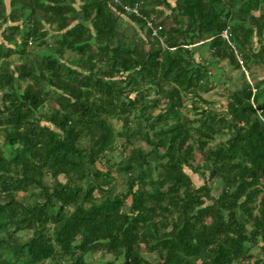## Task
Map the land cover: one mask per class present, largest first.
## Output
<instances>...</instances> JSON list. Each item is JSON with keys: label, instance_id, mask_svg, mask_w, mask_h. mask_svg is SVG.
<instances>
[{"label": "trees", "instance_id": "1", "mask_svg": "<svg viewBox=\"0 0 264 264\" xmlns=\"http://www.w3.org/2000/svg\"><path fill=\"white\" fill-rule=\"evenodd\" d=\"M118 1L0 0V264H264V0Z\"/></svg>", "mask_w": 264, "mask_h": 264}, {"label": "rangeland", "instance_id": "2", "mask_svg": "<svg viewBox=\"0 0 264 264\" xmlns=\"http://www.w3.org/2000/svg\"><path fill=\"white\" fill-rule=\"evenodd\" d=\"M139 2V0H138ZM143 4V2H141ZM151 18H155L152 17ZM159 19V18H158ZM161 19H164V25L163 28H166L169 24L170 21H167L168 19H165L164 17H161ZM147 31V29H145ZM141 35H143L141 33ZM227 35V34H226ZM152 38H154V36L151 35ZM160 43L163 44V42H161V38L159 39ZM136 44L139 45V39H136ZM141 47L145 50L149 49V45L147 43H144L141 45ZM208 55V52L204 51L201 52L200 54H197L195 57H198V59L202 58V57H206ZM75 54L71 53V52H66L65 53V57L69 58V59H73L75 58ZM13 59H15V62H19V57H12ZM18 64V63H17ZM52 65V61L51 59H47L45 62V66L46 67H51ZM221 66L223 67V71H224V76L226 78H231V82L227 83L225 81H222L220 86H215L210 92L208 93H202L201 97H203V99L212 102V107L217 110V111H223L226 105V97H225V91L228 88V86L231 87H238L240 86L241 83V78L239 77L240 71L239 70H235L231 67H229L228 61L225 60L223 62H221ZM255 75H257L259 78H263L264 77V71L263 69H261L260 67H253L251 70ZM212 73L214 72L211 71ZM246 78L248 79V75H246ZM222 85V86H221ZM1 100H2V94H0V104H1ZM49 112H51V108L49 106L48 103H45L44 106L40 109V113L43 115H48ZM181 113V112H180ZM189 114L191 115V117H193V112L189 111ZM153 115H159V111H154ZM179 115L176 116V120L178 119ZM3 141V137L0 136V143ZM123 140H117L116 143L117 144H121L123 143ZM133 143V148H138L141 147L144 149V151H147L148 147L146 146V144L140 140H135ZM195 164H200L201 163V157L198 153H195ZM5 168H3V166H0V172H3ZM6 171V170H5ZM190 173V172H189ZM193 182L195 183V185H202L203 181L200 180V178L193 176ZM114 186V182L112 183V187ZM124 187V185H120L119 188ZM213 190H212V194L214 196L217 195V191H220V187L217 185H213ZM22 194H19V197H21ZM25 233V232H24ZM29 236V234H20L19 237L21 239H26ZM141 247H144L143 245H141ZM142 252V256L148 260L149 262H151V264H157L159 260V258L156 256L155 253H149L147 251H145V249L143 248L141 250ZM253 252H256V250H254ZM86 262L88 264H100V263H106L109 260L112 259V256L109 254H106L104 252L103 249L97 247L96 250H94L89 256H86ZM49 261H46L45 264H48ZM199 264V263H197Z\"/></svg>", "mask_w": 264, "mask_h": 264}, {"label": "built area", "instance_id": "3", "mask_svg": "<svg viewBox=\"0 0 264 264\" xmlns=\"http://www.w3.org/2000/svg\"><path fill=\"white\" fill-rule=\"evenodd\" d=\"M113 2L117 5H119L118 0H113ZM141 7L142 3L141 2H134L133 5H125L123 6V10L126 11L128 14H133L134 16L143 19L145 22V29L148 31L150 30L151 35L154 36V38L160 39L159 38V31L161 30V26L158 25L156 26L153 22V18H146L141 14ZM224 37L227 38L226 32L224 33Z\"/></svg>", "mask_w": 264, "mask_h": 264}]
</instances>
